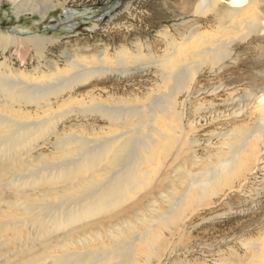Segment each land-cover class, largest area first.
Wrapping results in <instances>:
<instances>
[{
    "label": "bare ground",
    "instance_id": "1",
    "mask_svg": "<svg viewBox=\"0 0 264 264\" xmlns=\"http://www.w3.org/2000/svg\"><path fill=\"white\" fill-rule=\"evenodd\" d=\"M220 1L202 0L199 6L204 14L212 12L219 30L216 37L193 29L182 34V41L168 38V48L158 56L152 53V46L135 43L136 53L124 44L116 46L113 59L109 57L110 46L105 44L104 47L97 46L93 54H88L87 62H83L82 56L80 60L68 56L66 67L61 69L57 62L42 55L43 51H38L42 50L45 38H28L26 40L33 43L38 53V62L31 75L25 77L21 70L16 69L8 76L3 74L9 72L8 68H0V106L19 117L0 113V250H8L12 263L22 264L15 263V260L19 256L31 257L37 251L44 253L32 255L33 258L27 259L25 264H46L49 258L51 264H148L152 257H161L167 244L163 234L156 232L159 227H176L193 210L192 203L195 206L203 204L211 189L217 190L223 182L234 177L238 179L250 160L258 156L264 139V85L257 83L250 93L252 104L255 103L253 109L258 111L260 118L256 128L248 130L247 138L252 135L255 141L253 150L245 155L246 145L251 139L246 140L243 148L242 140L239 144H232L218 164V161L213 163L198 155L195 147L201 144L205 147L206 143L189 137L188 133L197 129L200 121L196 117L191 119L184 107L186 101L178 100L182 94L189 98L195 93L197 76L204 69L210 72L220 70L224 62L233 59L238 41L264 34V20L261 23L258 18L263 12L255 7L257 0H233L225 10L218 8ZM24 2H30L31 7L36 4L34 0ZM44 2L39 3L42 6H37L44 7L43 12L55 6L54 2ZM32 10L35 11L36 7ZM240 32L242 35L235 37ZM135 64L139 65L134 67ZM154 66L160 69V80L168 90L165 91L158 83V91H150L144 98L147 100L144 105H134L122 97L116 102L111 100L114 104L108 105L102 103L101 96L100 99L96 95L92 97L93 94L88 91L91 101L77 97L76 90L88 85L94 78H102L109 73L129 76L140 70L149 71ZM43 68H47L48 72ZM110 98L107 96L106 103ZM139 99V96L135 97V102ZM77 101L84 103L77 106L74 104ZM29 105L34 106V113L23 111ZM209 107L202 106L197 116L213 114L215 111ZM72 114L80 118L96 116L107 122L108 127H92V132L103 133L105 129L116 127H121L122 131L98 139L83 133L79 135L75 129L62 131L60 127ZM44 144L51 146L52 154L59 160L55 157L48 160L43 155L40 149ZM222 153L219 150L216 155ZM181 156L184 158L181 159ZM168 157V166H172L170 172L175 173L173 175L181 189L170 183L168 191L172 197L162 192L167 208L160 209L151 201L147 203L144 194L157 181L154 177ZM188 164L206 167L197 172L177 167ZM140 193L143 199H135L123 212L107 215ZM173 195L178 196L174 198ZM153 202L157 203L156 200ZM145 204L146 211L142 209ZM133 207H139L138 212L125 218ZM15 212L23 216L19 217ZM121 213L124 216H120ZM115 216L117 219L122 217L120 223L123 227L115 223ZM137 222L144 223L145 230L126 235L123 228L133 231ZM104 226L109 228L107 237L111 238V245L97 249L87 246L82 251L74 249V252L64 251L63 254L51 253V247L62 251L67 244L76 247L77 243L72 241L75 234L79 236V246L101 241L105 236L100 230L95 231L96 236L88 235L87 231ZM61 230L64 238L56 234ZM32 231L36 234L34 238ZM55 239L63 241L62 245L60 240L55 242ZM36 241L39 246L31 244ZM138 242L141 246L136 245ZM10 246H17L16 251ZM143 246L150 253L144 262H140L138 256H143ZM3 257L0 253V259Z\"/></svg>",
    "mask_w": 264,
    "mask_h": 264
},
{
    "label": "rangeland",
    "instance_id": "2",
    "mask_svg": "<svg viewBox=\"0 0 264 264\" xmlns=\"http://www.w3.org/2000/svg\"><path fill=\"white\" fill-rule=\"evenodd\" d=\"M50 1L54 2L55 6L48 9L47 12H43L44 7L37 6H42L39 3H45L44 0H34L36 3L33 5L34 7L30 6V2H24V0H0V68L9 70L8 73L2 72L4 75L11 76V72L13 73L16 69L21 70L25 77L31 75L32 69L38 62V53L33 43L26 40L28 38H45L46 40L42 42V50L38 51H43L42 55L52 59L55 63L57 62L58 66L64 69L68 56L79 60V57L82 56L83 62H87L86 56L93 54L97 46L104 47L105 44L110 46L109 57L113 59H115L114 49L123 44L136 53L135 43H141L147 47L148 45L152 46V53L158 56L168 48V38L175 37L174 39L177 41H182V34H187L193 29H199L202 33H208L207 35L212 37L219 34L212 12L208 11L204 14L199 7L202 0H48L49 3ZM257 1L258 4H255V7L259 10L262 9L263 12V15L258 17L262 23L264 0ZM232 2L233 0H222L218 3V8L225 10L232 5ZM241 3L243 4V2ZM35 7L36 10L33 11L32 8ZM241 35L242 32L235 34V37ZM144 49L146 48L144 47ZM137 65L139 64H135L134 67ZM130 67L133 68V65ZM43 69L48 72L47 68ZM158 69L154 66L149 68V71L148 69L140 70L137 74H129V76H127L128 74L109 73L102 78H94L88 85H82L80 89L76 90L77 97L89 102L95 95L97 98L101 96L102 99H99L103 101L102 103L108 105L114 104L116 99L119 100V97H122V99L132 101L134 105H144L147 103V100H144L145 96H148L150 91L156 93L158 85L165 91L168 90L160 80ZM197 79L195 93L189 98L182 94L178 100L186 101L184 107L189 116L191 115V119L196 117L195 119L200 121L197 123L198 128L188 133L189 137L199 138L206 143L205 147L202 144L195 147L198 155L213 163L218 161L216 163L218 164L231 146L239 144L243 140L241 143L243 148L246 140L248 142L251 139L244 151L245 155L249 154L253 150L255 141L254 138H251L252 135L247 138L248 130H254L260 122L258 111L253 109L255 103L252 104L250 93L257 83L260 86L264 85L262 84L264 81V34H255L245 41H238L233 59L224 62V67L220 70L210 72L204 69ZM87 91L93 94L92 97L87 96ZM107 96L112 98L108 99V103H106ZM138 96L141 99L136 100L138 102L136 103L135 97ZM81 103L82 101L74 102L77 106H82L84 102ZM85 104L88 105V103ZM202 106H210L209 109L215 112L197 116L198 109ZM212 107L218 110H214ZM17 108L19 109V107ZM25 109L23 111H28V113L35 111L32 105ZM0 113L19 118L14 112L2 109V106H0ZM185 120L187 121L186 118ZM103 125L108 127L106 121L96 116L80 118L72 114L60 129L65 132L75 129L79 135L83 133L87 137L96 139L115 135L122 131L121 127L105 129L103 133L91 131L92 127L100 128ZM85 128L87 130L82 132L81 130ZM209 142L211 144H208ZM219 150L223 151L222 155H216ZM40 151H43V155L48 160L55 158L59 160L55 154H52V148L48 144H44ZM182 158L184 156H181ZM169 161L170 157L163 160V166L160 167L161 172L159 171L154 177L157 181L144 194L148 199L147 203L151 201L160 209L167 208L166 198L162 197V194L165 192L164 194L172 197L168 191L170 183L177 189H181L173 175L174 172H170L172 166H168ZM34 163L40 165L37 160H34ZM248 165L245 166L244 172L238 179L234 177L230 181L223 182L217 190L211 189V192L205 196L203 204L195 206L192 203L193 210L182 222L177 223L176 227L175 225L159 227L156 232L163 234L167 244L163 247L161 257H152L148 264H264V139L261 142L258 156L252 158ZM177 167L197 172L206 166L188 164ZM154 174L155 172H153V176ZM166 176L167 178H164ZM177 196L173 195L174 198ZM141 198H144L143 194L135 195L107 215L123 212L128 205L131 206L135 199ZM152 199L157 203H154ZM146 205L142 207V209L145 208V211L147 210ZM138 210L139 207H133L125 214L127 215L125 218L133 217ZM15 214L19 217L22 215L20 212H15ZM146 215L148 214L146 213ZM117 216L114 221L120 225L122 217L117 219ZM120 216L124 215L121 213ZM144 225L142 222H137L133 231L125 228L123 230L126 235L131 236L132 233L134 235V232L144 231ZM96 230H100L105 239L102 238L101 241L79 246V236L75 234L72 241L77 243L76 247L67 244L63 251L60 248L51 247L52 252L50 250L48 252L63 254L64 251L74 252V249L82 251L83 247L87 246L97 249L101 246L111 245L112 240L107 237L108 226L96 228L91 231L92 233L89 230L87 231L88 235L96 236ZM114 231L116 232V230ZM56 234L64 238L62 230ZM31 235L33 238L36 237L33 231ZM59 240L55 239V242H59ZM60 243L62 245L63 241L60 240ZM31 244L39 246L37 241ZM136 245H140V242ZM10 247L15 251L17 249V246ZM39 249L41 250L42 247ZM141 250L144 254L143 256L139 255L138 260L144 262L150 251L146 250L144 246ZM0 253L4 255L0 259V264H14L10 261L11 255L7 249L0 250ZM41 253L44 252L36 251L32 255ZM32 255L31 257L29 255L19 256L15 263L25 264L27 259L33 258ZM46 264H51L50 258Z\"/></svg>",
    "mask_w": 264,
    "mask_h": 264
}]
</instances>
